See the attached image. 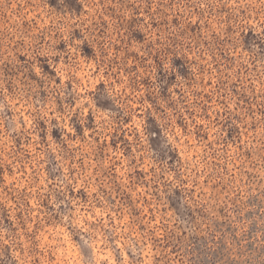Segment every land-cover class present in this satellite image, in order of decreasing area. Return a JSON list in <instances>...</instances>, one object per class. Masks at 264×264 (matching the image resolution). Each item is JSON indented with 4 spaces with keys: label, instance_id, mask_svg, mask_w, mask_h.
I'll list each match as a JSON object with an SVG mask.
<instances>
[{
    "label": "clouds",
    "instance_id": "obj_1",
    "mask_svg": "<svg viewBox=\"0 0 264 264\" xmlns=\"http://www.w3.org/2000/svg\"><path fill=\"white\" fill-rule=\"evenodd\" d=\"M0 264H264V0H0Z\"/></svg>",
    "mask_w": 264,
    "mask_h": 264
}]
</instances>
